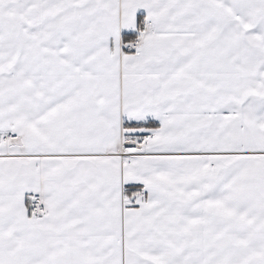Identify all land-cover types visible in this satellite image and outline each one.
I'll list each match as a JSON object with an SVG mask.
<instances>
[{"label": "snow or ice", "instance_id": "6c2138e0", "mask_svg": "<svg viewBox=\"0 0 264 264\" xmlns=\"http://www.w3.org/2000/svg\"><path fill=\"white\" fill-rule=\"evenodd\" d=\"M0 264H264V0H0Z\"/></svg>", "mask_w": 264, "mask_h": 264}]
</instances>
